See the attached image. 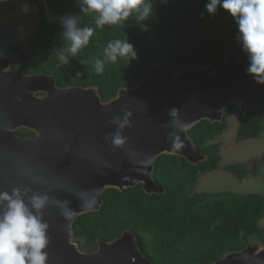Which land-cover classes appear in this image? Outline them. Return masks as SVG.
I'll return each mask as SVG.
<instances>
[{"label":"water","instance_id":"95a60500","mask_svg":"<svg viewBox=\"0 0 264 264\" xmlns=\"http://www.w3.org/2000/svg\"><path fill=\"white\" fill-rule=\"evenodd\" d=\"M37 1L53 27L57 19L49 0ZM14 61L0 56V192L18 189L29 210L49 225L46 264H154L131 228L111 240L98 239L91 251L80 249L74 220L100 210L108 188L121 191L140 183L146 193H164L154 178L157 157L180 155L193 164L207 159L188 130L202 120L221 121L229 105L246 115L262 86L245 74L248 57L241 41L205 65L178 71L153 65L107 100L96 85L59 86L53 74L13 70ZM173 108L190 125L187 130L173 123ZM126 114L129 124L123 129L112 123ZM19 128L34 135L20 136ZM116 132L126 137L123 146L113 145ZM177 136L185 144L181 150L172 149ZM263 162L264 154L251 164ZM34 195L48 198L39 213L30 204ZM6 203L0 201V216ZM209 264H264V240L253 233L245 246Z\"/></svg>","mask_w":264,"mask_h":264},{"label":"trees","instance_id":"16d2710c","mask_svg":"<svg viewBox=\"0 0 264 264\" xmlns=\"http://www.w3.org/2000/svg\"><path fill=\"white\" fill-rule=\"evenodd\" d=\"M38 3V1H36ZM57 22L51 27L41 9V20L30 39L35 55L29 57L19 45L0 47V53L15 57L12 68L33 74H53L59 86L99 87L104 100L115 95L122 86H132L145 71L163 64L172 71L193 68L222 59L240 41L238 26L229 13L218 6L214 15L204 10L207 0H152L154 14L145 21L130 17L123 24L97 28L95 12H83L82 0H49ZM14 10L12 0L0 4V13ZM204 13L201 19V13ZM78 17V27L94 28L89 43L75 56L67 53L70 41L64 38L62 18ZM147 31H141V25ZM116 38H127L134 45L137 58L107 60L104 49ZM64 51L68 62L58 59ZM104 64L97 74L95 61ZM264 86L256 93L243 115L236 105L225 109L221 121L202 120L188 130V135L207 159L193 164L184 157L162 154L157 157L154 178L164 193H146L139 183L127 189L108 188L98 211L79 215L73 222L75 240L80 249L91 251L97 240H111L124 229L131 228L138 244L154 264H209L225 252L246 245L251 234L264 240V196L259 192L194 191L200 174L219 166L220 144L210 142L227 127V117L236 114L239 126L237 140L257 138L264 129ZM21 135L32 134L20 130ZM225 169L243 177V164H228Z\"/></svg>","mask_w":264,"mask_h":264},{"label":"clouds","instance_id":"9594fccd","mask_svg":"<svg viewBox=\"0 0 264 264\" xmlns=\"http://www.w3.org/2000/svg\"><path fill=\"white\" fill-rule=\"evenodd\" d=\"M5 0H0V4ZM83 12H95L97 28L104 25L123 24L130 17L135 16L139 21H145L153 16L154 4L152 0H82ZM218 6L225 10L235 19L238 26L239 39L242 43V51L248 57V67L246 75L253 77L257 85L264 86V0H207L204 10L214 15ZM21 11L28 12V6L24 5ZM204 13H201L203 19ZM78 17L68 15L62 18L65 29L64 38L70 41L66 49L67 53L75 56L78 51L89 43L93 36L94 28L91 26L78 27ZM141 31H147V25H141ZM107 60L115 63L117 58L136 59L137 52L134 45L127 38H116L111 40L104 49ZM58 59L68 62V56L64 51L58 53ZM97 74H103L104 64L100 60L95 61ZM169 115L173 118V123L180 126L182 130H187L190 125L178 119V110L173 108ZM112 123H117L120 129L129 124L126 114L121 121L118 118ZM126 137H122L120 132L112 136V143L116 147L123 146ZM185 144L176 137L172 143L173 150H181ZM46 196L34 195L30 204L38 213L47 203ZM0 201H6V210L0 216V264H46L47 253L43 250L49 243L47 230L49 225L43 222L42 215H34L25 204L19 194V190H14L12 194L0 192ZM65 218H69L72 213H63Z\"/></svg>","mask_w":264,"mask_h":264},{"label":"rangeland","instance_id":"374dc122","mask_svg":"<svg viewBox=\"0 0 264 264\" xmlns=\"http://www.w3.org/2000/svg\"><path fill=\"white\" fill-rule=\"evenodd\" d=\"M36 1L12 0L14 10L0 13V45H19L28 52L31 59H34L35 55L30 48V39L41 20V9ZM24 5L28 6V12L21 11ZM262 121L264 123V113ZM238 126V116L236 114L229 115L226 129L210 141L220 144L221 160L218 168L198 176L194 191L259 192L264 196V162L257 166L251 164L252 161L264 154V129L257 138L237 140ZM228 164L247 166L246 175L241 178L237 177L225 169ZM259 224L264 227V215Z\"/></svg>","mask_w":264,"mask_h":264},{"label":"flooded vegetation","instance_id":"af4514ba","mask_svg":"<svg viewBox=\"0 0 264 264\" xmlns=\"http://www.w3.org/2000/svg\"><path fill=\"white\" fill-rule=\"evenodd\" d=\"M5 45H0V47H4ZM22 49V48H21ZM5 55H8V56H13V55H10V54H5V52H3V53H0V56H5ZM14 57V56H13ZM15 58V57H14ZM13 64V63H12ZM12 64H11V68H12ZM13 69V68H12ZM14 70V69H13ZM16 71V70H15ZM20 130H26V131H30V130H28V129H26V128H19V129H17L16 130V133L18 134V135H20V136H33L34 135V132L33 131H31L32 132V134H26V135H21V134H19L18 133V131H20Z\"/></svg>","mask_w":264,"mask_h":264}]
</instances>
